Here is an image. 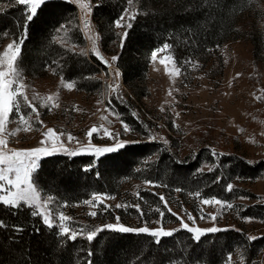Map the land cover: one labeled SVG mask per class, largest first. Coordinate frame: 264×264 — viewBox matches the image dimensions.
I'll return each instance as SVG.
<instances>
[{"label":"trees","instance_id":"1","mask_svg":"<svg viewBox=\"0 0 264 264\" xmlns=\"http://www.w3.org/2000/svg\"><path fill=\"white\" fill-rule=\"evenodd\" d=\"M93 2V18L100 32L102 48L105 51L111 47L119 48L116 65L126 86L140 98L145 88L151 53L165 42L172 45L170 50L185 73L191 75L196 68L206 73L202 68L213 61L221 67L222 55L218 54V49L233 37L237 15L250 0H132L131 4L128 0ZM8 4L9 0H0V6H5V10L0 12V44L7 38L15 39L22 34V28L17 27L16 22L19 20L23 24L24 6L9 7ZM124 9L135 14L136 19L132 21L133 26L128 30V37L121 48L122 33L113 21ZM60 23L66 25V30L54 33L53 29ZM53 35L62 43L53 41ZM85 43L77 6L52 0L29 25L18 64L25 76L42 77L55 68V74L74 81L79 89L93 91L102 84L98 74L104 65L95 55H81L85 51L80 48ZM45 65L49 67L46 69ZM125 108L121 106V109ZM127 121L138 127L131 116H127ZM155 153H158L157 159L149 162L146 168L138 169L143 160ZM206 155V150L202 149L191 159L179 160L166 147L160 149L159 142L146 140L127 143L123 149L106 153L96 160L90 171H84L93 163V155L82 153L70 157L56 152L40 161L37 187L56 200L72 204L89 198L94 192L117 193L126 179L137 178L164 185L165 194L179 188L182 195L200 191L203 197L217 196L229 200L235 191L225 189L235 176L254 179L264 170V162L249 163L239 155L228 154L215 159L217 162L211 172H198L202 157ZM207 160L210 161V158ZM217 177L221 178L219 183H213ZM141 193L142 197L155 201L156 196L148 190ZM140 208L145 213L143 204ZM253 208L248 207L243 214L256 215ZM30 211L28 208L7 209L0 204V221L6 225L0 227V264H87L89 260L91 264H167L170 259L177 264H190L193 260H199L201 264H219L235 245L244 247L249 257H254L255 249L264 242V236L250 241V236L235 228L205 235L198 244L193 242L186 230L163 238L159 245L146 234L111 230L99 232L91 243L86 240L88 230L100 228L108 222L85 225L84 234L78 235L73 242L67 237H57V229L49 230L42 225L39 217L33 218ZM130 211L140 215L135 207H131ZM121 212L120 216H123ZM13 225L21 226L23 231L16 232ZM36 228L40 229L38 234ZM89 251L93 253L91 257L87 255Z\"/></svg>","mask_w":264,"mask_h":264},{"label":"rangeland","instance_id":"2","mask_svg":"<svg viewBox=\"0 0 264 264\" xmlns=\"http://www.w3.org/2000/svg\"><path fill=\"white\" fill-rule=\"evenodd\" d=\"M74 4L79 12L80 25L86 41L80 49L95 55L91 51V41L84 33L98 36L97 49L112 67L108 68L99 59L104 65L98 74L102 84L93 91L79 89L74 81L67 80L52 70L42 77H28L22 74L23 83L27 85L22 91L26 92L30 100L33 96L37 97L32 102L39 116L32 113L30 108L23 107L22 111L28 120V124H24L15 118L14 112L10 113L2 133V137L8 142V149L21 150L40 146L51 149L53 145L59 144L68 150L84 149L89 144L112 147L117 140L105 134L107 129L113 135L119 133L118 139L128 143L155 140L159 142L160 149L166 147L179 160L191 159L205 149L208 155L202 157L199 168L203 171L212 168L217 162L215 159L220 155L236 154L249 163L264 162V0H250L248 6L237 15L233 37L218 49V54L222 55L221 67H217L213 61L202 68L206 73L196 68L200 71L195 69L191 75L182 70L177 74L175 69L180 66L170 49L159 52L155 60L150 57L145 88L140 98L126 86L116 61H111V57L117 56L119 48L111 47L108 51L102 48L100 32L93 18V0H79ZM80 4L88 7L82 9ZM83 19L90 22L88 30H83ZM125 19L127 20V17ZM117 29L121 33L125 31L124 28ZM12 40L7 38L0 44V54ZM165 57L169 58L161 63ZM116 69L121 75L114 79L111 73ZM70 81L73 82L71 90L65 86ZM110 84H119L116 92L108 90ZM48 96L55 99L45 104ZM118 96L122 97V102L116 99ZM109 100L112 101L115 112L107 110ZM121 106L126 108L121 109ZM127 116L134 118L138 127L130 124ZM125 123L130 127L127 133L123 128ZM93 127L97 128L98 133H94L89 139L87 132ZM25 128L28 130H24ZM48 128L55 131L59 140L49 137L46 143L41 145V141L45 140L43 133ZM61 132L64 134L60 135ZM69 133L76 138L72 142L68 141ZM165 140L167 144L164 143ZM57 152H63V149L58 148ZM157 156L158 153H155L143 160L138 169L146 168ZM207 158H210V161ZM148 181L150 180L128 178L117 193L94 192L89 198L72 204L56 200L51 195L44 194L38 187L37 190L41 194L42 202L48 196L52 197L48 206L53 215L58 216L63 212L71 218V223L66 222V225L73 229L96 222L115 224L116 217L120 218L119 223L132 228L147 225L152 229L161 226L166 230L178 229L180 220L177 217L193 227L214 226L210 219H200L203 213L205 217L209 214L216 215L215 226L222 229L235 228L250 237L264 236V170L254 179H238L235 176L229 182L233 184L235 191L229 200L217 196L196 197L195 192L182 195L176 190L165 194L164 185ZM143 190H148L156 196L154 203L142 197ZM93 194H106L114 199H103V203L95 207V201L93 204H85L84 201L92 200ZM161 195L168 202L167 207L171 212L163 207V202L159 199ZM213 197L231 202L233 208L202 204V199ZM104 204L111 205V208L103 210ZM116 204H121L122 207L116 208ZM136 204H143L145 207L143 216L130 211ZM248 207H254L253 212L256 215H244L243 212ZM157 208L165 212L162 225L157 223L161 219ZM121 210L123 216H120ZM91 212H96L97 215L92 217L89 215ZM173 212L177 215H172ZM189 213L194 220L188 219ZM244 217L255 219L249 222L243 219ZM255 252L254 257H249L244 247L235 245L233 251L219 264H264V242Z\"/></svg>","mask_w":264,"mask_h":264},{"label":"snow or ice","instance_id":"3","mask_svg":"<svg viewBox=\"0 0 264 264\" xmlns=\"http://www.w3.org/2000/svg\"><path fill=\"white\" fill-rule=\"evenodd\" d=\"M52 0H9V4L7 6H24L22 9V17H23V24L21 25L20 21L18 20L17 27L22 28V34L13 39L11 43H9L6 47V49L3 51L2 54H0V204H2L7 209H18L22 210L23 208L30 209V215L33 218L39 217L41 220L42 225L47 227L49 230L55 228L57 229L56 235L57 237L64 238L67 237L70 241H76L78 238V235L84 234V229L81 227H75V229L70 228L68 225H66V222L71 223V218L64 215L63 212H60L58 216L53 215L52 209L48 206L49 202L52 200L51 196H48L47 199H45L43 202L41 200V194L37 190V180L36 175L38 173V170L40 168V161L43 158L49 157L57 152L58 148H62L63 152L66 153L70 157H75L78 155H81L82 153H88L95 157L92 164H90L87 168L84 169V171H90L92 167L95 166L96 160H98L101 156H103L106 153H113L118 151L119 149H123L127 146L126 141L119 140V133H116L113 135L112 133L108 132L107 129H105V134L108 135L111 138H114L117 140L114 146L112 147H97L94 145L89 144L87 148L84 149H77V150H68L67 148L63 147L62 144L59 145H53L51 149H49L46 146H40L35 147L31 149H8L7 148V140H5L2 137L3 130L5 128L6 121L8 120V117L10 113H15V118H18V120L21 123L28 124V120L26 119L25 113L22 111L23 107H27L31 109L32 113H37V116H39V113L37 112L36 107L33 105V100H36L37 97L33 96L32 100L29 99L28 95L25 91H22V89H26L27 85L23 83V75L21 68L18 64L19 58L22 54V49L25 40L27 39L28 34V27L29 25L36 19L39 15V13L43 10L44 7H46L49 3H51ZM62 2L66 3H78L79 0H62ZM128 3L131 4L132 0H128ZM99 7L100 5H96ZM80 7L82 9L87 8V5L80 4ZM5 10V6H0V12H3ZM88 11H91L88 9ZM127 17V20L125 19ZM136 19L135 14L129 13L128 9H124L122 11L121 15L113 21V24L116 28H124L125 31L122 33L120 37V46L123 48L124 42L126 41L128 37V30L132 28V21ZM89 20L83 19V30L89 29ZM62 30H66V25L64 23H60L56 28L53 29L54 33H60ZM88 40L91 41V51L97 56L105 65H107L108 68H111L112 65L109 63V61L104 60L103 56L100 55V52L97 49V39L98 36L93 35H87V32L84 33ZM5 35H8L5 33ZM53 41H58L57 36H52ZM172 47L171 44L165 42L162 47L152 51L151 57L153 60L157 58V54L159 52H164L165 50H168ZM81 55L87 56V52H82ZM169 57H165L161 60V63L165 62V59H168ZM119 59L118 56L111 57V61L115 62ZM55 63V61H53ZM49 65H45V68L47 69ZM53 72L56 71L55 68L52 69ZM181 69L177 67L175 69V72L179 74ZM111 75L113 78H118L121 73L118 69L114 70ZM69 90L73 88V82H68L65 85ZM119 88V84L108 85V90L110 92H116ZM55 97L48 96L46 98L45 104H47L48 101H53ZM116 99H120L122 102V97H116ZM58 106V105H56ZM107 110L115 112V108L112 107V101L109 100L107 103ZM31 114L29 113V116ZM117 116H119V113H117ZM40 124H42V121H38ZM31 125H29L30 127ZM124 132L127 133L130 131L129 125L126 123L123 126ZM19 130V129H17ZM24 130H28V128H25ZM94 133H98V130L96 127L91 128L87 132V136L89 139L92 138ZM64 133L61 132L60 135H63ZM12 135H15V133H12ZM43 136L45 137V140L41 141V145H44L47 141V138L52 137L55 140H59V136L55 133V131L52 128H48L46 132L43 133ZM68 141L72 142L76 138L72 136L70 133L68 134ZM155 139V137H153ZM78 142V141H77ZM132 143H138V141H133ZM165 144H167V140L164 141ZM215 155V153H213ZM213 169L209 168V171L211 172ZM198 172H202L203 169L197 170ZM220 177H217L213 183H219ZM239 179V177H238ZM148 183H152L151 181H148ZM176 191H181V189L177 188ZM226 191L231 192L233 190V184L228 183L226 185ZM196 197L201 196L200 191H196L194 193ZM114 199V197H109L106 194H93L92 200H86L84 201L85 204H93V201L96 203L93 204V206H99L101 203H103V199ZM160 201L163 202V207L167 209L168 212H171V209L167 207V201L165 200L164 196L159 197ZM241 199H244V197H241ZM202 204L204 205H220L221 207H226L228 209L233 208V204L228 201H222L219 198H204L202 199ZM116 208H121V204H116ZM137 211L140 213L141 216L144 215L142 209L140 208L139 204L135 205ZM111 208V205L104 204L103 210H108ZM157 211L160 215V220L157 221V223H160L162 225V220L165 215L164 211H161L160 208H157ZM13 214H16L15 212ZM90 216L95 217L97 215L96 212L89 213ZM172 215H177L176 213H172ZM180 220V229H173V230H166L163 226L159 228H149L147 225L143 227L138 228H132L129 226H125L121 223H119V217H116L117 223L112 224L108 223L103 225L100 228H95L94 230H88L86 234V240L91 243L94 238L97 236V234L104 230H111L119 233H135V234H146L153 238V243L159 245L163 238L171 237L174 235L176 231L179 230H186L188 233L191 234V238L194 243H200L202 240V237L208 234H215L221 231H227L229 229H222L220 227L215 226V221L217 219L216 215L209 214L208 217H205L203 213H201L200 219H210L214 226L209 228H200L198 226L193 227L190 226L188 223L184 222V220L180 217H177ZM189 220H194L193 216L189 213L188 214ZM243 219H246L247 221L251 222L254 220V217H244ZM58 221V223L56 222ZM0 227H6L3 221H0ZM13 229L16 232H22L23 228L21 226L13 225ZM40 231L39 228L35 229V232L38 234ZM250 241H254L258 239L255 236H251L248 238ZM89 257L93 255L91 251L87 253ZM228 260H231V254L228 256ZM87 264H91V261L89 260ZM167 264H177L175 260L170 259ZM190 264H201L199 260H193L190 262Z\"/></svg>","mask_w":264,"mask_h":264}]
</instances>
